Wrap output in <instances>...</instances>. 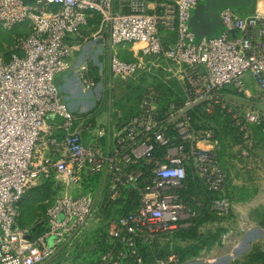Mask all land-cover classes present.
I'll return each instance as SVG.
<instances>
[{"label":"built area","instance_id":"built-area-1","mask_svg":"<svg viewBox=\"0 0 264 264\" xmlns=\"http://www.w3.org/2000/svg\"><path fill=\"white\" fill-rule=\"evenodd\" d=\"M203 3L0 0V26L31 28L9 54L0 53V264H148L146 249L153 251V264H178L176 254L166 259L155 249L206 208L203 196L190 193L189 174L213 194V210L232 209L213 121L230 116L242 132L248 125L264 130V111L242 110L236 100L264 102V0L251 10L223 8L221 34L199 38L191 20ZM97 18L96 34L110 58V89L119 80L144 89L137 115L116 124L111 150L102 144L110 127L85 140L84 119L70 108L58 82L74 52L69 39ZM125 52L136 60L124 59ZM80 80L85 91L98 84L86 67ZM93 177L101 179L103 193L69 192ZM44 186L51 189L46 213L25 225L22 201ZM128 190H137L140 201L98 228L90 248L99 251L98 259L64 255L63 247L100 213L98 205Z\"/></svg>","mask_w":264,"mask_h":264},{"label":"rangeland","instance_id":"rangeland-1","mask_svg":"<svg viewBox=\"0 0 264 264\" xmlns=\"http://www.w3.org/2000/svg\"><path fill=\"white\" fill-rule=\"evenodd\" d=\"M198 14L204 13L198 8L193 11V20L195 19L196 25L193 21L192 30L199 37L211 34L214 28H211L207 22L199 23ZM208 17L212 23L216 20L219 23L221 21L220 13ZM100 26L101 21L97 18L85 31L89 37V43L91 42L95 49H99V54L93 56L91 51H87L91 44L87 45L86 51L92 55L91 63H97L98 58L99 62L103 64L105 83L111 77L110 58L99 35L94 36ZM30 32L31 28L26 24L12 28L0 26V53L9 54L18 39ZM123 58L133 60L132 53H123ZM98 70L99 68H97ZM97 71H95V75L98 73ZM94 78L97 81L100 80L97 76ZM94 91L97 95L102 93L99 88ZM88 100L92 102L93 98L89 97ZM236 100L242 110L257 106L264 111V102L254 98L248 99L242 96L237 97ZM213 123L217 129H221L219 123L224 128V130H219V133L223 146L222 160L229 171L226 193L231 199L232 209L226 214H221L211 208L200 216L198 220L201 222L197 238L194 240L196 244L202 246L198 256L190 254L183 256V250L192 248L194 241L182 236L172 238L170 241L163 239L156 247L155 254L166 259L170 255L176 254L179 257L178 264H264V130L262 127L255 128L248 125V129L242 132L236 127L230 116L226 117V121L218 119ZM91 191L94 194L98 191V182L95 180L90 185L86 184L83 192L73 188L69 190L73 195ZM24 207L22 219L28 226L46 213V205L42 198L35 202L32 200L26 202ZM120 214L119 208L114 206H111L109 210L101 209L96 218L78 231V234L76 233L70 240L71 242L63 247L64 255H69V257L81 255L87 257L88 261L97 260L99 251L90 249L93 246L96 231L110 217ZM146 253L147 263L153 264V251L146 249ZM62 256L59 257V260Z\"/></svg>","mask_w":264,"mask_h":264},{"label":"crops","instance_id":"crops-1","mask_svg":"<svg viewBox=\"0 0 264 264\" xmlns=\"http://www.w3.org/2000/svg\"><path fill=\"white\" fill-rule=\"evenodd\" d=\"M193 21L195 24V19L193 20L192 16L191 27ZM206 22L211 28H214L211 31L212 33L206 36H218L224 29L222 19L220 23L217 20L212 23L211 19L208 17L199 18V23ZM85 31L87 30H82L79 35H75L69 39V43L74 46V52L67 60V70L58 77V82L70 108L84 119V123L87 126V130L84 134L85 140L89 142L92 139L93 131L98 128L102 126L110 127L111 129L109 128L108 135L102 139V144L106 149L111 150L115 141L114 132L116 124L121 125L127 123L133 116L137 115L144 89L140 84L135 83L133 80L126 83L119 80L115 82V88L110 89L109 82H111V77L105 82V84L103 79V64L99 62L98 58L96 60L97 63H91L92 55H98L99 49H95V46L92 45L91 42L89 43V37L86 35ZM88 44H91V47L87 51H91L92 55L86 51ZM132 57L136 60L133 53ZM83 67L87 68L89 75H92L91 77L98 83L97 86L90 91H85L81 84L80 71ZM97 68H99L98 71ZM95 71L98 72L96 75L94 74ZM94 76L99 77L100 80L97 81ZM249 87L250 91L253 93L259 91L255 81L251 77L249 78ZM96 88H99L102 92L100 95H97L94 91ZM87 97L93 98V101L89 102ZM219 127L222 128L223 125H220L219 123ZM199 146L211 148L206 142H200ZM222 154L223 146L221 148V155ZM155 156L160 157L161 154L157 152L155 153ZM93 180L98 182L99 191L102 184L99 177L84 181V185L80 188L78 187L76 190L83 192L85 185L92 184ZM192 183L193 192L191 191V193H194L195 191L196 194L201 195L204 198L205 196H208L206 188L201 184L198 178L192 177ZM100 192L103 193L104 189L100 190ZM122 198L124 199V202L119 205H105L102 203L98 206L103 210H109L111 206H114L122 211L126 207L132 209L140 201V196H138L137 190L125 191Z\"/></svg>","mask_w":264,"mask_h":264},{"label":"trees","instance_id":"trees-1","mask_svg":"<svg viewBox=\"0 0 264 264\" xmlns=\"http://www.w3.org/2000/svg\"><path fill=\"white\" fill-rule=\"evenodd\" d=\"M257 4V0L255 1V5ZM254 5V7H255ZM224 130V128L222 127L221 129H217V132L220 135L219 133V130ZM187 183L189 185V191L191 193V191L193 192V183H192V176L191 174L188 175V180H187ZM194 193H196L194 191ZM49 194H51V189L49 188V186H44V187H40V188H36V189H33L31 191H29L23 201H22V213L24 211V206L26 205V202H29V201H37L39 198H42V200H44ZM213 199V194H209L207 197L205 196V203H206V208L205 210H203V212L196 218H194L192 220V223H191V227H187V228H183L179 231H177V233L174 235L173 238H176V237H183V238H186V239H190V240H196L197 238V231H198V228L200 226V222L198 219L200 218V216L202 214H205L209 209H211V201ZM134 200V199H133ZM124 202V199L120 198L118 200H116L115 202H110L109 205H119L121 203ZM130 211V208L126 207L124 210L120 211V215L119 216H123V215H126L128 212ZM116 216V215H115ZM119 216H116V217H119ZM113 217V216H112ZM111 218V217H110ZM192 248H186L183 250V256L185 257V255L187 254H190L191 256H198L199 255V252L200 250L202 249V246L199 245V244H196L195 241L192 243ZM156 250V249H155ZM157 255V254H156ZM146 256V260H147V253L145 254ZM157 256H160V255H157Z\"/></svg>","mask_w":264,"mask_h":264},{"label":"water","instance_id":"water-1","mask_svg":"<svg viewBox=\"0 0 264 264\" xmlns=\"http://www.w3.org/2000/svg\"><path fill=\"white\" fill-rule=\"evenodd\" d=\"M255 1L256 0H205V3L198 7L204 14H198L197 16L200 18L215 15L225 7L251 10L255 5Z\"/></svg>","mask_w":264,"mask_h":264}]
</instances>
